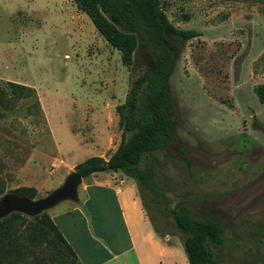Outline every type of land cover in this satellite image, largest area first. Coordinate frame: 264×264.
<instances>
[{
    "label": "rangeland",
    "instance_id": "1",
    "mask_svg": "<svg viewBox=\"0 0 264 264\" xmlns=\"http://www.w3.org/2000/svg\"><path fill=\"white\" fill-rule=\"evenodd\" d=\"M159 1L174 29L200 33L174 39L168 77L188 152L165 148V195L136 182L137 195L162 240L179 248L181 264H188L184 235L165 216L177 201L224 227L217 264H264V102L253 90L264 83V0ZM132 69L73 0H0V84L31 88L12 95L10 109L0 106V197L18 186L44 197L77 163L108 158L122 138L117 106ZM108 204L115 212L111 195ZM35 249L52 264L51 244Z\"/></svg>",
    "mask_w": 264,
    "mask_h": 264
},
{
    "label": "trees",
    "instance_id": "2",
    "mask_svg": "<svg viewBox=\"0 0 264 264\" xmlns=\"http://www.w3.org/2000/svg\"><path fill=\"white\" fill-rule=\"evenodd\" d=\"M85 12L98 32L120 51L121 62L132 69L130 90L124 103L117 106L122 138L108 158L91 156L77 163L74 170L82 177L100 171H121L143 187L165 195L159 184L168 153L166 147L188 152L172 118L173 99L168 85L182 42L199 36L195 29H174L159 0H73ZM0 84V106L12 107V95L31 88L14 82ZM264 102V83L253 88ZM15 194L36 199L34 186H18ZM165 216L183 235L188 264H217L214 251L226 245L224 227L217 221L197 217L193 209L177 201ZM160 239L164 235L157 232ZM55 239H51V238ZM49 243L52 264H80L50 215L42 212L28 216L11 212L0 218V264H48L35 248ZM261 243H264L262 240ZM249 259H245L247 261Z\"/></svg>",
    "mask_w": 264,
    "mask_h": 264
},
{
    "label": "crops",
    "instance_id": "3",
    "mask_svg": "<svg viewBox=\"0 0 264 264\" xmlns=\"http://www.w3.org/2000/svg\"><path fill=\"white\" fill-rule=\"evenodd\" d=\"M113 172L83 177L79 185L82 199L78 195L76 204L49 214L79 263L181 264L179 248L160 239L147 216L137 195L136 180L121 171ZM109 195L115 212L108 204ZM114 214L119 218L121 232Z\"/></svg>",
    "mask_w": 264,
    "mask_h": 264
},
{
    "label": "water",
    "instance_id": "4",
    "mask_svg": "<svg viewBox=\"0 0 264 264\" xmlns=\"http://www.w3.org/2000/svg\"><path fill=\"white\" fill-rule=\"evenodd\" d=\"M83 177L75 170L71 171L61 185L44 197L29 200L14 192L6 193L0 197V218L11 212H20L28 216H36L51 209L64 200L77 201L78 187Z\"/></svg>",
    "mask_w": 264,
    "mask_h": 264
}]
</instances>
